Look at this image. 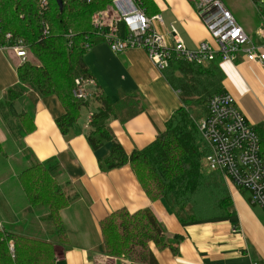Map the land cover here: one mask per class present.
Here are the masks:
<instances>
[{
	"label": "crops",
	"instance_id": "1",
	"mask_svg": "<svg viewBox=\"0 0 264 264\" xmlns=\"http://www.w3.org/2000/svg\"><path fill=\"white\" fill-rule=\"evenodd\" d=\"M221 1L237 14L235 20L251 41L262 44L256 30L263 10L242 15L238 5ZM149 4L144 6L148 15L162 16L163 26L158 29L167 31L174 23L187 48L194 49L201 41L213 43L190 0H149ZM27 59L36 62L31 54ZM84 60L94 81L86 86L90 97L82 109L87 111V119L79 117L75 127L62 134L55 123L63 113L60 101L54 95H40L32 85L21 84L16 73L20 60L10 50L0 51L1 228L51 241L55 264H123L121 258L104 253L99 222L120 208L129 213L146 208L167 238L180 236L175 253L169 247L158 249L149 244L157 264H251L264 258V212L248 192L236 188L220 173H208V177L211 197L216 199L212 198V203L226 198L222 202L225 214L187 220L163 199H149L128 164L100 169L98 160L107 155L109 144L92 150L85 137L88 117L99 106L93 97L96 90L109 95L114 103L121 95H133L132 100L138 102L139 112L123 120H108L114 139L126 154L152 142L181 103L179 91L142 49L115 54L106 43L98 42L89 48ZM218 66L223 75L222 91L233 97L251 126H264V62H246L240 54L236 62L221 61ZM9 89L12 93L8 96ZM48 160L57 164L55 180L69 199L60 210L66 246L52 239L45 208L28 206L18 179L23 170Z\"/></svg>",
	"mask_w": 264,
	"mask_h": 264
},
{
	"label": "trees",
	"instance_id": "2",
	"mask_svg": "<svg viewBox=\"0 0 264 264\" xmlns=\"http://www.w3.org/2000/svg\"><path fill=\"white\" fill-rule=\"evenodd\" d=\"M111 0H93L86 4L79 0H62L60 10L55 0H48V7L39 12L38 0H0V44L9 32L19 38L30 54L38 61L29 60L16 67L18 81L32 85L42 96L54 95L63 107V113L55 119L57 128L67 134L74 128L88 100L72 95L75 79H92L84 55L88 50L84 42L92 45L101 42L91 25L92 14L104 8ZM194 5V0H190ZM150 5L149 0H141ZM264 19V12H260ZM44 24L47 32L44 33ZM119 34L123 30L118 25ZM163 72L173 89L179 91L180 107L165 122V129L141 149L126 154L114 139L108 126L110 118L126 119L139 112L133 95H121L117 103L103 91H95L93 97L99 103L88 118L85 137L92 150L108 143V153L98 160L101 170H109L128 164L138 183L151 200L163 199L177 215L187 220L204 218L203 209L216 207L225 214L223 198L209 203L211 186L209 177L201 167L206 148L201 140L194 109L199 116L206 112L208 99L222 91V72L217 61L207 67L174 60ZM12 90H8V96ZM9 99V98H8ZM259 138L260 155L264 158V126L254 127ZM57 164L48 160L37 163L19 174V183L30 208L43 207L47 211L45 221L55 235L56 242L67 245L66 228L60 218V210L68 205L55 180ZM201 202V204L199 203ZM225 205V206H224ZM104 253L110 257H126L138 264H157L149 244L158 249L169 247L177 252L180 236L167 238L164 230L149 209L129 213L117 209L99 222ZM0 264H55L53 243L44 239L8 232L0 228Z\"/></svg>",
	"mask_w": 264,
	"mask_h": 264
},
{
	"label": "built area",
	"instance_id": "3",
	"mask_svg": "<svg viewBox=\"0 0 264 264\" xmlns=\"http://www.w3.org/2000/svg\"><path fill=\"white\" fill-rule=\"evenodd\" d=\"M47 7L48 0H38L40 13ZM194 7L213 40L212 44L201 41L194 49L186 47L174 23L168 25L167 31L158 29L163 26L161 14L148 15L141 0H111L92 14L91 25L111 52L142 49L159 71H164L174 60L207 67L213 61L234 63L240 54L246 62H264L263 18L256 30L263 43L255 44L221 0H194ZM119 24L123 26L121 34ZM47 29L44 24L43 32ZM91 46L88 42L82 44L86 50ZM7 50L21 63L27 61L30 54L23 41L9 32L0 44L1 52ZM93 83L92 79H75L72 95L88 100L90 93L86 86ZM196 124L206 148L201 159L205 173H220L236 188L248 192L251 201L264 212V158L260 155L259 138L239 112L233 97L223 91L212 95L206 103L205 114ZM251 264H264V258Z\"/></svg>",
	"mask_w": 264,
	"mask_h": 264
},
{
	"label": "rangeland",
	"instance_id": "4",
	"mask_svg": "<svg viewBox=\"0 0 264 264\" xmlns=\"http://www.w3.org/2000/svg\"><path fill=\"white\" fill-rule=\"evenodd\" d=\"M228 1H231V2L235 3V5H238V7L240 9V13L242 15L250 16L249 14H251V13L256 14L257 10H263L264 11V0H228ZM231 12L235 18L238 17L237 14L233 11V9H231ZM250 23H252V22H250ZM31 63L37 64L38 61L36 60V62H31ZM88 89L92 90L90 88H88ZM86 112L87 111L86 110L84 111L83 109L80 112V118L82 120L87 119ZM193 116L195 117L196 121H198L201 118V116H199V110L198 109H196V108L194 109ZM206 174H207V176H209L208 173H206ZM211 199H210L209 203H212ZM218 199H221V198H218ZM214 200H216V199L213 198V201ZM215 213H217V210H216V208H214V206L211 205L208 208L203 209L202 215H203V217H206V216H209V215H212ZM53 236L54 237L52 239L56 240V237L54 234H53ZM119 258L124 260L123 264H138V263L132 262L130 259H128L126 257H119Z\"/></svg>",
	"mask_w": 264,
	"mask_h": 264
},
{
	"label": "water",
	"instance_id": "5",
	"mask_svg": "<svg viewBox=\"0 0 264 264\" xmlns=\"http://www.w3.org/2000/svg\"><path fill=\"white\" fill-rule=\"evenodd\" d=\"M58 8L61 10L62 9V0H55Z\"/></svg>",
	"mask_w": 264,
	"mask_h": 264
}]
</instances>
